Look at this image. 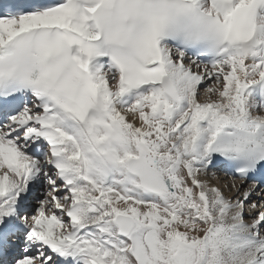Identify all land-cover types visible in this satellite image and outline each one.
I'll return each mask as SVG.
<instances>
[{
	"label": "snow or ice",
	"instance_id": "1",
	"mask_svg": "<svg viewBox=\"0 0 264 264\" xmlns=\"http://www.w3.org/2000/svg\"><path fill=\"white\" fill-rule=\"evenodd\" d=\"M0 264H264V0L0 3Z\"/></svg>",
	"mask_w": 264,
	"mask_h": 264
},
{
	"label": "bare ground",
	"instance_id": "2",
	"mask_svg": "<svg viewBox=\"0 0 264 264\" xmlns=\"http://www.w3.org/2000/svg\"><path fill=\"white\" fill-rule=\"evenodd\" d=\"M223 183V181H221Z\"/></svg>",
	"mask_w": 264,
	"mask_h": 264
},
{
	"label": "rangeland",
	"instance_id": "3",
	"mask_svg": "<svg viewBox=\"0 0 264 264\" xmlns=\"http://www.w3.org/2000/svg\"><path fill=\"white\" fill-rule=\"evenodd\" d=\"M222 183V182H221Z\"/></svg>",
	"mask_w": 264,
	"mask_h": 264
}]
</instances>
